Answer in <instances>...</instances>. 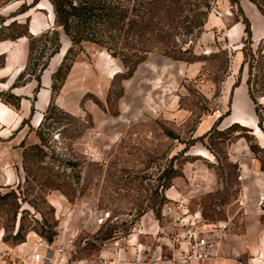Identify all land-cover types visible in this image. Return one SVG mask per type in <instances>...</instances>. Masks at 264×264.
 <instances>
[{
	"label": "rangeland",
	"instance_id": "obj_1",
	"mask_svg": "<svg viewBox=\"0 0 264 264\" xmlns=\"http://www.w3.org/2000/svg\"><path fill=\"white\" fill-rule=\"evenodd\" d=\"M147 1L130 0L127 17L149 23L151 30L82 41L74 57L92 64L93 55L104 51L117 64L119 72L87 94L123 120L114 135L99 133L88 112L72 115L61 108L48 112L40 127L25 121L20 129L0 132V264H34L45 243L71 259H94L115 234L125 241L145 212L168 227L180 205L199 211L220 234L241 232L264 177V148L249 128L225 127L221 120L242 80L264 113V38L252 41L246 62L243 55L237 66L221 32L201 40L203 24L200 32L185 33L190 20H206L216 0ZM31 3V11L50 16V0H0V15L6 14L5 23H24L30 8L18 9ZM21 29L14 24L4 33ZM49 29L64 34L55 22ZM44 31L28 42L32 58L53 41ZM45 57L44 52L40 60ZM8 91L0 93L3 102ZM260 129L264 133V123ZM172 186L181 194L178 200L166 196ZM158 239L142 241L155 249ZM166 242L155 264H167L172 251ZM121 263L135 264L129 258Z\"/></svg>",
	"mask_w": 264,
	"mask_h": 264
},
{
	"label": "crops",
	"instance_id": "obj_2",
	"mask_svg": "<svg viewBox=\"0 0 264 264\" xmlns=\"http://www.w3.org/2000/svg\"><path fill=\"white\" fill-rule=\"evenodd\" d=\"M238 1L249 20L251 39L253 43H257L264 38V14L253 0ZM40 4L38 2L36 6ZM46 14L48 17L31 11V8L27 11L25 16L29 18V33L37 35L54 25L51 3L50 16L48 12ZM203 28L200 35L201 40L210 38L215 34V31H219L225 36L227 42L224 44V48L235 51L236 64L240 66L243 59L241 48L245 44L246 32L237 6L231 4L229 0H216L215 7L207 15ZM59 40V50L49 57L46 68L41 72L39 82L36 79H30L14 87H12L13 82L23 71L27 62L28 39L23 36L15 40L0 41V54H3L4 57L3 64L0 66V85L3 86L0 92L10 89L12 93L20 96L17 109L6 104L0 98L1 133H5V131L10 133L20 129L25 121L32 128L38 127L50 101L52 73L59 66L70 45V40L65 34H62ZM175 66L179 68L181 65L177 63ZM117 67V64L104 51H98L93 55L92 64L82 59L74 60L60 90L55 95L56 105L72 115L88 112L99 133L105 136L114 135L123 120L107 114L87 94H95L99 85H103L104 78L112 77L119 72L116 70ZM235 69L236 66L233 67V70ZM233 122L250 128L252 134L260 140L261 146L264 148V133L258 125L254 104L249 96L245 80L232 89L229 114L221 120L225 127ZM200 124V126L204 124V119ZM259 179L262 184L259 183L258 192L252 203L247 206L241 232L229 235L215 231L217 245L212 251V256L199 264H264V221L261 219V215L264 214V205L261 207L256 205L259 191H264V177ZM166 196L170 200L181 198L180 192L174 186L166 191ZM138 222L143 229L142 233H131L125 241L117 239L104 243L97 258L71 259L69 252H61L56 254L53 264H103L104 260L109 264H122L121 262L126 258L134 261L135 264H155L154 261H161L162 246H168V243L166 238L161 236L163 233L158 220L152 211H147L140 216ZM154 236H159V239L157 240L158 245L152 249L150 245L142 241V238L152 240ZM123 242L127 245L122 247ZM148 254L151 255L149 259L146 258ZM164 263L170 264L167 260Z\"/></svg>",
	"mask_w": 264,
	"mask_h": 264
},
{
	"label": "trees",
	"instance_id": "obj_3",
	"mask_svg": "<svg viewBox=\"0 0 264 264\" xmlns=\"http://www.w3.org/2000/svg\"><path fill=\"white\" fill-rule=\"evenodd\" d=\"M129 1L130 0H50L54 13V22L56 26L60 27L64 32V34L68 37V39L70 40V45L67 48L66 53L64 54L59 66L52 73L50 101L38 127H40L43 124L42 122L47 117H51L49 115L47 116L48 112H50L51 114L55 112H63L55 103V95L60 90L61 85L71 68V65L74 61V57L77 54L76 51L82 49L81 48L82 41L100 43L104 34L112 35L114 33L115 34L123 33L127 35L128 34L141 35L145 31L151 30L149 28V23L147 22H143L139 24L134 20L128 19L127 16L130 11ZM154 1L157 0H151L150 2L147 1L146 3L151 4ZM229 1L231 2V4L237 6L238 12L240 13L242 17V21L244 23V30L246 32V43L242 47V52L244 55V60H243V64H244L246 62V57H247L246 50H251L252 48L250 24L248 18L245 16L243 10L239 5V1L238 0H229ZM253 1L255 2L259 10L264 14V0H253ZM33 6L34 4L32 3L26 6L22 4L18 9V13H23ZM142 8L144 9V11H150L149 7L142 6ZM204 8L206 12L209 11L210 9L209 2H206L204 4ZM6 20H7L6 16L0 15V41L5 39L15 40L19 37L26 36L29 42V40L35 37V35L29 33L28 31V17L26 18L24 23L17 22L16 19L12 20L9 23H5ZM204 22L202 23L199 21H194V19L190 20L189 22L190 25L185 26V33L192 32L193 28H196V30L200 32ZM14 24L18 27H22V29L17 31L16 33H8L6 31L4 33V30L10 29ZM49 33L53 34V41L51 42V44L47 46L45 42L43 44V51L37 53L36 58H32L30 53L28 54L25 67L13 82L12 87L17 86L20 83H24L25 81L30 79H36L39 82L41 72L46 68L49 57L55 54L59 50V46H60L58 29H46L43 32L44 35H47ZM76 46H78V49H76ZM73 51L74 54L72 55ZM44 52L46 53V57L43 60H40L41 57H43ZM0 56H2V61L0 63L1 66L3 64L4 57L3 54H0ZM248 93L253 103H256L249 90ZM5 95L8 98V99L5 98V103L17 109L19 106L20 96L12 93L11 91L5 92ZM260 109L261 108L259 104L256 103L254 106V110L258 119L259 127H261V124L264 123V113H262ZM226 114H229V111H227ZM233 125L236 126L239 125L244 129H247V127L240 125L237 122H233L228 127H231ZM168 185L169 184H167L166 186ZM157 218L158 219L160 218L158 213H157ZM137 219H135V221ZM109 237L111 236L108 235L107 237H105V239ZM120 237L121 235L116 236L115 234V236L109 239L108 241L117 240L120 239ZM47 240L50 241L51 236H48ZM105 241L103 242V244L105 243Z\"/></svg>",
	"mask_w": 264,
	"mask_h": 264
},
{
	"label": "built area",
	"instance_id": "obj_4",
	"mask_svg": "<svg viewBox=\"0 0 264 264\" xmlns=\"http://www.w3.org/2000/svg\"><path fill=\"white\" fill-rule=\"evenodd\" d=\"M258 206L264 205V191H259L257 195ZM214 224H206L199 211H190L184 205L178 206V210L171 214L169 226H163L161 230L165 233L171 248L168 258L170 264H199L207 261L212 256V251L217 245V231ZM133 233H142V227L136 223L132 227ZM61 249L54 248L45 243L43 251L34 254L32 261L34 264H53L56 254ZM103 264H109L106 260ZM241 264V263H236Z\"/></svg>",
	"mask_w": 264,
	"mask_h": 264
}]
</instances>
